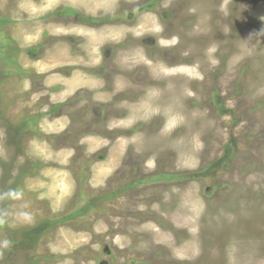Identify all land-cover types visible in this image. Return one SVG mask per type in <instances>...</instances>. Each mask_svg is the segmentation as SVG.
I'll list each match as a JSON object with an SVG mask.
<instances>
[{"label":"rangeland","instance_id":"374dc122","mask_svg":"<svg viewBox=\"0 0 264 264\" xmlns=\"http://www.w3.org/2000/svg\"><path fill=\"white\" fill-rule=\"evenodd\" d=\"M115 1L0 0V264H264V0Z\"/></svg>","mask_w":264,"mask_h":264},{"label":"flooded vegetation","instance_id":"af4514ba","mask_svg":"<svg viewBox=\"0 0 264 264\" xmlns=\"http://www.w3.org/2000/svg\"><path fill=\"white\" fill-rule=\"evenodd\" d=\"M90 1H103V0H90ZM111 1H115V0H111ZM165 0H116L115 4H116V9L113 11H110L108 13H104V14H98V15H94L89 13L88 11H81L78 7H75V9L73 10H69V9H63L65 12H69L70 13V20L73 19H77V21L79 22V25L77 27L84 29L83 31H85V33L87 34V37L84 41V39L80 40V42H78V45H85L88 46L90 44V41L88 39V36H90L89 33H91L92 31L94 32H99L102 31L104 28L107 27H129V24H136L138 23L139 19H141L146 11H154V8L157 9L159 7V11L160 12L163 8V4H164ZM66 6H68V3L66 4ZM164 10H162L161 12H163ZM159 15V17L161 18L162 22L165 24H169V18H164L161 16V14H156ZM125 18V19H124ZM136 21V22H126V21ZM116 21H124V23L121 24H116ZM118 23V22H117ZM71 36V35H69ZM74 36V35H72ZM70 40V39H68ZM76 43V42H75ZM108 46L110 47V45H106L104 47L103 50V55L105 56V53H107ZM80 52V51H79ZM80 56H82L84 59L87 56L85 53H80ZM90 54H88L89 56ZM108 57V56H107ZM106 57V58H107ZM114 58V57H113ZM116 59V58H114ZM108 64V63H107ZM78 68H80L81 70H84L83 73L92 78L93 72L92 71H87L88 68H94L93 65L91 66V64H86L85 66L79 63V65H77ZM108 67H110V65H108ZM111 67H113V64L111 63ZM77 69V68H76ZM94 70V69H93ZM98 74V72L96 73ZM74 76V75H73ZM72 76L67 74L65 76V80L67 78V80H71ZM94 79V78H92ZM146 248V247H145Z\"/></svg>","mask_w":264,"mask_h":264},{"label":"clouds","instance_id":"9594fccd","mask_svg":"<svg viewBox=\"0 0 264 264\" xmlns=\"http://www.w3.org/2000/svg\"><path fill=\"white\" fill-rule=\"evenodd\" d=\"M34 222L33 213L24 202V192L20 189L8 187L0 190V227L14 230L30 226ZM13 240L6 236L0 238V255L13 247Z\"/></svg>","mask_w":264,"mask_h":264},{"label":"bare ground","instance_id":"6f19581e","mask_svg":"<svg viewBox=\"0 0 264 264\" xmlns=\"http://www.w3.org/2000/svg\"><path fill=\"white\" fill-rule=\"evenodd\" d=\"M96 4V5H95ZM94 6H98V4H97V2L96 3H93V4H90V2H89V7L90 8H92V7H94ZM101 8V7H100ZM203 9H206V8H204L203 7ZM154 19V18H153ZM149 20V19H148ZM151 20V19H150ZM151 21H155V19L154 20H151ZM143 21H141V23H142ZM145 22V21H144ZM147 23V22H146ZM143 24V23H142ZM148 24V23H147ZM149 25H150V22H149ZM155 27V26H154ZM157 27V26H156ZM140 28H141V26H140ZM146 28V27H145ZM143 29V28H142ZM148 29V28H147ZM92 33V32H91ZM101 40V39H100ZM124 63H125V61H123Z\"/></svg>","mask_w":264,"mask_h":264}]
</instances>
